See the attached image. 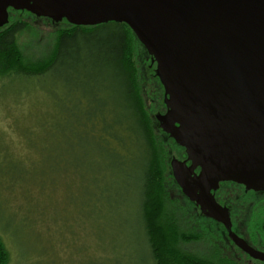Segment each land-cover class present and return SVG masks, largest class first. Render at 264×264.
Instances as JSON below:
<instances>
[{
  "label": "rangeland",
  "instance_id": "rangeland-1",
  "mask_svg": "<svg viewBox=\"0 0 264 264\" xmlns=\"http://www.w3.org/2000/svg\"><path fill=\"white\" fill-rule=\"evenodd\" d=\"M26 12L11 11L10 19L21 17L34 26L20 34L19 44L29 61H41L50 56L53 26L44 17L37 19ZM94 30L92 38L81 37L78 42L81 58L72 70L65 64L47 79L0 81V236L10 253L9 264H153L139 222L143 157L137 147L129 140L131 153L123 154L126 163L113 165L112 155L100 149L95 130L81 123L77 128V116L71 113L64 118V138L51 137L50 130L62 111L82 109L84 96L106 92L104 82L109 85L104 70L99 72L98 56L106 51L103 40L110 38L113 28ZM90 53L89 74L84 64ZM141 66L150 74L144 82L150 101L152 87L159 89L156 93L164 101V88L151 78L150 65L141 60ZM169 162L170 153L166 163L171 171ZM169 192L188 213L172 208L181 214L182 228L193 230L198 225L204 234L202 240L181 247L206 256L214 254L218 243L206 237V220L194 213L189 201ZM219 194L233 202L235 218L244 213L246 225L264 217V195L246 193L232 184L222 185ZM235 251L244 256L239 249Z\"/></svg>",
  "mask_w": 264,
  "mask_h": 264
},
{
  "label": "water",
  "instance_id": "water-1",
  "mask_svg": "<svg viewBox=\"0 0 264 264\" xmlns=\"http://www.w3.org/2000/svg\"><path fill=\"white\" fill-rule=\"evenodd\" d=\"M10 9L76 26L126 23L156 62L167 107L159 127L187 154L170 162L175 181L264 263L212 193L225 181L264 191V0H0V28Z\"/></svg>",
  "mask_w": 264,
  "mask_h": 264
},
{
  "label": "trees",
  "instance_id": "trees-1",
  "mask_svg": "<svg viewBox=\"0 0 264 264\" xmlns=\"http://www.w3.org/2000/svg\"><path fill=\"white\" fill-rule=\"evenodd\" d=\"M11 11L21 12L10 9L9 12ZM26 13L37 19L43 18L36 17L30 12ZM45 19L53 26L51 32L53 47L50 56L41 61H29L19 44L20 34L34 27L29 21L15 17V19H10L8 25L0 28V81L42 77L47 79L58 67L65 66V64L70 66L72 70L81 58V48L78 45L81 37L92 38L95 28L112 26L110 38L102 39L106 51L100 54V57L98 56V69L101 70L99 72L103 73L104 70L108 79L106 81L109 82V85L105 82L103 85L106 92L93 91L84 96L85 105L82 109L78 108L72 112L62 111V114L60 113L61 119L56 121L50 133L51 137L64 138V118L70 116L71 113L72 116H77L75 118L77 128L80 127L81 123L85 129L88 126L95 130L100 149L104 154L110 153L112 155L113 165L124 166L126 163L123 154L131 153L129 140L130 144L137 147V151L143 157L141 220L139 222L146 234L153 264L258 263V260L248 259L250 256L237 248L230 240L225 239L223 234L217 233L215 224L208 220H206V225L209 231L206 237H210L212 241H217L215 253L206 256L181 247L182 243L202 240L204 234L197 230V223L193 230L183 229L181 214L176 213V208L172 209L177 206L181 208L184 215L188 214L183 209L182 203L177 198H172L169 191H173L178 197L181 196L187 201L189 199L182 194L172 172L168 171L166 156L170 153L169 137L160 130L155 112L152 109V102L154 108L156 107L155 110H160L161 107L165 106V103L164 101L160 102V95L156 93L159 89L154 90L152 87V101L148 97L149 94L144 88V82L148 80L150 75L146 66L150 64L151 56L132 29L126 23L118 22L95 26H76L66 20L55 23L49 18ZM89 55L84 64L88 73V67L90 63L92 64V54ZM141 60L146 65L147 73L141 66ZM93 66L96 70L97 66L95 64ZM151 74V78H156L163 90L159 78L156 74L153 75V72ZM62 99L64 98L61 97L59 100ZM75 102H79V99L76 98ZM65 168L66 166H64V174ZM188 216L187 218H189ZM247 227L264 240V217L255 222H250ZM218 241L223 244H219ZM222 248L229 253H224ZM235 248L248 258L239 256ZM254 260L256 262L253 263ZM9 263L10 253L0 236V264Z\"/></svg>",
  "mask_w": 264,
  "mask_h": 264
},
{
  "label": "flooded vegetation",
  "instance_id": "flooded-vegetation-1",
  "mask_svg": "<svg viewBox=\"0 0 264 264\" xmlns=\"http://www.w3.org/2000/svg\"><path fill=\"white\" fill-rule=\"evenodd\" d=\"M10 11V10H9ZM150 69L153 71V75H155V69H156V62H152V59H151V62H150ZM167 111V107L166 105L164 107H161L160 110H157L156 113H165ZM159 125V123H158ZM160 128V127H159ZM160 130L162 132H164L161 128ZM165 133V132H164ZM166 136L169 137L168 141H170V146H169V151H170V162L172 159H177L179 160L180 162H184L187 160V154H186V151H185V148L184 147H181L180 145H178L175 140L173 138H171L167 133H165ZM169 145V144H168ZM176 146L177 147V150H179V153H175L174 149L172 148V146ZM175 147V148H176ZM169 162V164H171ZM186 164L189 166L191 164L190 161H187ZM170 168H171V165H170ZM200 168H197L195 170V173L196 174H199L200 172ZM171 172H172V169H171ZM177 183V182H176ZM228 184H232L233 186H237V187H240L242 188L246 193H253L254 195H260V196H263L264 195V191H254V190H246L245 186L242 185V184H238L236 182H232V181H225V182H221L220 185H219V188L216 189V190H213L212 193L213 195L215 196V199L216 201L223 207H226L229 209L230 211V216H231V221H232V229L234 232H236L240 237L244 238L250 245H252L253 247L257 248L259 247L260 250L263 249L264 250V240H262L260 238V236L256 233V232H253V231H250L247 227V225L244 223V213L242 212V214L238 217V218H235L236 216L233 214L234 213V204L233 202L230 200H227L228 198L226 197H223L222 195L220 196L219 192L221 191L222 189V185H228ZM178 185V184H177ZM179 186V185H178ZM180 188V187H179ZM180 191L182 192L181 188H180ZM183 194V192H182ZM184 195V194H183ZM185 196V195H184ZM186 197V196H185ZM189 202L191 203V205L193 206V211L194 213L197 215V216H200L201 218L205 219V220H208L209 222L215 224L216 228L219 229V232L221 234H223L225 236V239H228L231 241V239L229 238V235H228V231L227 229L225 228V226L220 223V222H217L216 220L208 217L206 215V213H204L201 209V207L199 205H197L195 202H192L189 200ZM253 204H251L252 206ZM246 208V207H245ZM262 210V209H261ZM244 211V210H243ZM232 242V241H231ZM233 243V242H232ZM234 244V243H233ZM235 245V244H234ZM236 246V245H235ZM237 247V246H236ZM238 248V247H237Z\"/></svg>",
  "mask_w": 264,
  "mask_h": 264
}]
</instances>
